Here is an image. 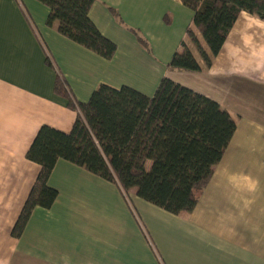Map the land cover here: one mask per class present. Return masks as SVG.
Returning <instances> with one entry per match:
<instances>
[{
	"label": "crops",
	"instance_id": "0c3cea01",
	"mask_svg": "<svg viewBox=\"0 0 264 264\" xmlns=\"http://www.w3.org/2000/svg\"><path fill=\"white\" fill-rule=\"evenodd\" d=\"M49 13L38 0H0V264H264V19L242 12L212 64L187 71L167 69L194 15L180 0H96L89 15L117 44L111 59L49 26ZM47 52L78 101L101 84L153 95L168 76L238 117L193 211L176 215L126 196L59 159L49 180L55 203L36 207L22 236L12 235L40 170L26 157L38 129L68 132L77 115L55 92Z\"/></svg>",
	"mask_w": 264,
	"mask_h": 264
},
{
	"label": "trees",
	"instance_id": "16d2710c",
	"mask_svg": "<svg viewBox=\"0 0 264 264\" xmlns=\"http://www.w3.org/2000/svg\"><path fill=\"white\" fill-rule=\"evenodd\" d=\"M38 1L50 9L49 26L56 23L62 35L106 59L113 58L117 44L89 15L96 0ZM180 1L194 15L182 50L172 56L168 70L199 71L210 66L242 12L264 19V0ZM108 8L124 23L118 9ZM127 28L150 49L139 29ZM46 63L57 70L55 92L68 98L77 115L68 132L48 124L38 129L26 157L38 163L40 170L12 228L14 237L22 236L36 207L50 209L55 203L59 192L49 180L59 159L116 183L126 196L134 191L173 214L195 209L234 136L236 115L168 76H163L153 95L128 85L101 84L87 101H78L48 52Z\"/></svg>",
	"mask_w": 264,
	"mask_h": 264
},
{
	"label": "rangeland",
	"instance_id": "374dc122",
	"mask_svg": "<svg viewBox=\"0 0 264 264\" xmlns=\"http://www.w3.org/2000/svg\"><path fill=\"white\" fill-rule=\"evenodd\" d=\"M194 54L197 56V51L194 50Z\"/></svg>",
	"mask_w": 264,
	"mask_h": 264
}]
</instances>
